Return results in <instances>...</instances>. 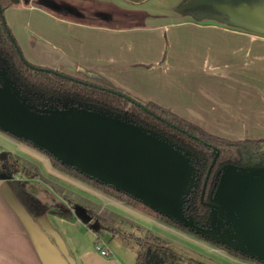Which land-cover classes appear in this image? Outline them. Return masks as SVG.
Instances as JSON below:
<instances>
[{
	"label": "crops",
	"instance_id": "0c3cea01",
	"mask_svg": "<svg viewBox=\"0 0 264 264\" xmlns=\"http://www.w3.org/2000/svg\"><path fill=\"white\" fill-rule=\"evenodd\" d=\"M258 1L17 0L4 15L30 63L95 74L212 134L264 138V0ZM197 2L212 10L188 9ZM42 162L40 178L51 174L59 199L31 192L46 205L39 223L0 177V264H135L138 238L108 232L115 226L106 211L173 227L57 171L46 157Z\"/></svg>",
	"mask_w": 264,
	"mask_h": 264
},
{
	"label": "water",
	"instance_id": "95a60500",
	"mask_svg": "<svg viewBox=\"0 0 264 264\" xmlns=\"http://www.w3.org/2000/svg\"><path fill=\"white\" fill-rule=\"evenodd\" d=\"M0 75V129L193 232L264 262V166L224 165L210 200L203 201L208 218L199 223L185 210L197 185L189 151L123 115L90 104L37 105L5 68Z\"/></svg>",
	"mask_w": 264,
	"mask_h": 264
},
{
	"label": "trees",
	"instance_id": "16d2710c",
	"mask_svg": "<svg viewBox=\"0 0 264 264\" xmlns=\"http://www.w3.org/2000/svg\"><path fill=\"white\" fill-rule=\"evenodd\" d=\"M23 1L27 2L28 0ZM13 2L14 0H0V58L5 64L8 73L15 79L17 86L35 101L83 102L108 110L114 114L118 113L147 130H152L165 138L167 137L174 144L189 151L194 166L197 168V185L190 194L188 202L185 203V210L199 223L208 218L209 207L203 201L210 200L211 190L215 185L218 173L224 165L250 166L258 164L264 166V149H261L264 138L229 139L218 134H212L191 121L181 118L170 108L163 107L150 100H141L121 88L97 78L95 74L92 75L98 79L97 81L74 75L65 70L62 71L28 62L24 56H21L18 42L12 36L9 26L3 18L4 8ZM188 9L195 12H208L212 10V7L208 2H197L189 6ZM21 140L31 147L34 146L28 141ZM40 151L47 155L50 163L56 169L86 181L132 208L140 209L145 214L152 215L167 225L169 224L183 232L204 239L215 246H221L233 256L264 264L263 261L251 259L238 250L225 247L193 232L188 227L178 224L172 218H167L150 209L137 198H133L121 190H116L109 184L99 183L84 172L81 173L70 165L60 163L53 155H49L43 150ZM213 158L215 159L211 166V171L205 180V189L202 201H200L202 182L208 165ZM17 171L30 175L31 178L34 177L11 152H0V177L4 178L10 188L15 191L34 222H38L37 216L46 209V205L34 199L31 192L22 187L19 178L14 180L13 175ZM107 230L111 231L112 235L117 233L114 228L107 227ZM97 235L99 234L97 233ZM48 237L51 240L53 239L49 235ZM134 253L135 264H193L189 258L181 257L172 244L164 237L150 231L144 232L142 237L137 239Z\"/></svg>",
	"mask_w": 264,
	"mask_h": 264
},
{
	"label": "rangeland",
	"instance_id": "374dc122",
	"mask_svg": "<svg viewBox=\"0 0 264 264\" xmlns=\"http://www.w3.org/2000/svg\"><path fill=\"white\" fill-rule=\"evenodd\" d=\"M122 1L123 2L124 1H126V2L130 1L131 2V0H122ZM136 1H141V0H136ZM146 1H147V3H149L151 5L156 4V2H155L156 0H146ZM249 1L256 3L257 0H249ZM57 2H58V0H57ZM258 3L262 4L263 0L258 1ZM158 7L167 9L163 5L162 6L159 5ZM108 12L110 14H112L113 10L108 11ZM3 16H4V20H5L4 10H3ZM129 19H131V18H129ZM125 20H127V19H125ZM5 22H6V20H5ZM7 25H8V23H7ZM9 29H10V27H9ZM263 31H264V29H263ZM10 32H11V30H10ZM21 54H22V52H21ZM64 70L68 71L74 75L80 76V77L82 76L84 78H89V79H92L95 81L98 80V79L94 78V76L92 74H87L84 71H74V70H69V69H64ZM127 93L130 94L129 92H127ZM3 151L11 152V154L13 156L17 157L20 164L29 173L33 174V176H34V172L36 173L37 177L34 178V181H30V182L28 180L33 178V177L31 178L30 175L22 174L21 172H18V171L15 175H13L14 180H17L18 178L20 179L23 188H25L27 191L29 190L30 192H33L34 195L36 194V196L38 194H41L45 199H48L51 196L52 197L55 196L59 199V193L57 192L56 185L54 183L55 181L50 176L51 174L49 173V175L45 178L46 179L45 182L40 178V177H42L41 175H45V173H46L44 171L42 160L45 157L48 158L47 155L42 153L39 149L35 148L34 146L31 147L30 145L26 144L21 139H18L17 137L15 138L11 134L0 129V152H3ZM49 163H50V161H49ZM35 165H37L38 167L36 168ZM51 166H52V164H51ZM31 168H33L34 172H31L32 171ZM53 168L56 169L55 167H53ZM56 170L59 172H62L58 169H56ZM62 173H64V172H62ZM64 174L65 175L68 174L70 177L74 178L75 180H77L81 183H85L91 187H94V186L90 185L89 183H87L86 181H82V180L74 177L73 175H71L69 173H67V174L64 173ZM48 179L50 181L47 182ZM25 181H27L26 185H25ZM23 184L25 186H23ZM95 188H97V187H95ZM98 190L102 191L100 189H98ZM46 202L47 201L45 200V203ZM112 212H113V214H110L109 211H106L105 217L112 222L111 225L115 226L114 229L119 231L121 234L126 235V237H127V238L125 237L126 239L129 238L128 237L129 235L133 238H140V237H142V234L146 230H148L150 232H154L158 235H161L166 240H169L170 243L172 244L173 248L176 250V252H178L181 255V257H183V258H186V257L189 258L193 262V264H241L238 261H233V260L228 259L229 257H227V255H229L230 257L235 258V259H237V258L240 259V257L233 256L232 254H230V252L225 250L223 247L215 246L214 244H212L208 241H205L204 239H200L194 235L183 232L181 230L178 232H182V233H178L176 230H179V229L174 228V227L163 226L159 222H154L153 219L150 217L140 215L136 212H134V213L128 212V214H125V213H122L120 211V209H118V211L113 210ZM152 217H154V216H152ZM101 222H104V221H102V219L97 221V223H98L97 225L102 227V224H100ZM93 223L95 224L96 222H93ZM104 228H102V230ZM109 228H112V227H109ZM102 230L96 229L95 233H99ZM107 231L111 233V231H109V230H107ZM241 259H243V258H241ZM243 260L248 261V262H255L254 260H252V261L246 260V259H243ZM255 263H257V262H255Z\"/></svg>",
	"mask_w": 264,
	"mask_h": 264
},
{
	"label": "flooded vegetation",
	"instance_id": "af4514ba",
	"mask_svg": "<svg viewBox=\"0 0 264 264\" xmlns=\"http://www.w3.org/2000/svg\"><path fill=\"white\" fill-rule=\"evenodd\" d=\"M1 68H5L6 70H7V68H6V66H5V64L3 63V61H2V59L0 58V69ZM7 73H8V71H7ZM9 76H10V78L13 80V81H15V79H13L12 77H11V75H10V73H9ZM0 77H1V75H0ZM15 84H16V81H15ZM16 86H17V84H16ZM18 87V86H17ZM19 88V87H18ZM20 89V88H19ZM21 90V89H20ZM22 91V90H21ZM22 93H24L27 97H28V99L31 101V102H34L35 104H37V105H40V106H48V104H52V105H57V106H62L63 104H65V103H67V104H70V103H72V104H78V102H72V101H65V102H57V101H52V100H48V101H35L33 98L31 99L30 97H29V95H27L25 92H23L22 91ZM83 103V102H82ZM81 103V104H82ZM84 104H86V103H84ZM193 160V159H192ZM193 164H194V162H193Z\"/></svg>",
	"mask_w": 264,
	"mask_h": 264
},
{
	"label": "built area",
	"instance_id": "2783aa9c",
	"mask_svg": "<svg viewBox=\"0 0 264 264\" xmlns=\"http://www.w3.org/2000/svg\"><path fill=\"white\" fill-rule=\"evenodd\" d=\"M95 248L98 249V251H99L100 254H105L106 253V249H104V248L101 249L99 247V245H97V244H96Z\"/></svg>",
	"mask_w": 264,
	"mask_h": 264
}]
</instances>
